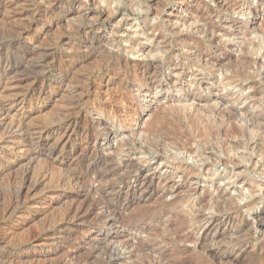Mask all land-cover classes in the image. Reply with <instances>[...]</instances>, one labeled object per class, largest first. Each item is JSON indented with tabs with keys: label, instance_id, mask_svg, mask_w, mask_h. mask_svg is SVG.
I'll return each instance as SVG.
<instances>
[{
	"label": "rangeland",
	"instance_id": "rangeland-1",
	"mask_svg": "<svg viewBox=\"0 0 264 264\" xmlns=\"http://www.w3.org/2000/svg\"><path fill=\"white\" fill-rule=\"evenodd\" d=\"M21 24L48 55L44 73L70 64L66 78L55 75L60 88L49 83L42 112L35 109L42 100L32 98L26 121L82 114L96 136L82 170L103 160L126 164L141 171L148 189L115 199L103 191L101 201L110 202L112 212L77 224L61 218L74 199L70 188L53 194L47 206L27 209V217L4 220L14 194L10 181L25 165L19 161L0 172L4 259L33 264L65 235L69 252L80 253L75 264H264V0H0V38ZM146 66L152 78L143 80L139 67ZM95 69L103 73L93 79ZM8 90L0 85V94ZM129 105L137 106L138 117L124 124ZM175 123L182 148L166 138L152 146L146 141L155 127ZM52 165L53 173L66 170L62 162ZM106 215L112 222L105 223Z\"/></svg>",
	"mask_w": 264,
	"mask_h": 264
},
{
	"label": "bare ground",
	"instance_id": "bare-ground-1",
	"mask_svg": "<svg viewBox=\"0 0 264 264\" xmlns=\"http://www.w3.org/2000/svg\"><path fill=\"white\" fill-rule=\"evenodd\" d=\"M39 2H42V0H39ZM36 5H37V8L39 9L40 7H42L38 3ZM44 11L47 12L48 8H44ZM25 22L27 23V21ZM8 28L10 29V27ZM26 28L27 26L22 25V24L19 27L12 26L9 31L11 32V34H8V36L3 37V35H5L3 33L2 38H0V85H2V87H4L5 89H9V90L11 89L10 93L0 94V128H2V136L0 138V143H1L0 149H2V151L0 150L1 151L0 152V172H2L6 168L15 166L19 161L25 162V165L22 164V168L19 174L15 176L12 180L10 179L11 180L10 186L12 188V190L10 191L14 192L13 194L14 196L12 195L13 200H11L10 203H8L6 207L2 206L4 207L2 211L3 215L1 214L2 218L4 220H10V219H18V217H22V216L27 217V213H26L27 209L28 210L29 208L33 209L35 204L37 205L44 204V206L45 205L47 206V204L50 203L51 196L54 197L53 194L54 195L56 193L58 194V192H60L64 188H70V189H73L74 191V193L72 192L74 199L71 198L73 199L72 202L66 205V207L64 208L62 212L61 218L68 220V222L71 221L72 223L77 224L85 220V218L90 217L92 214L98 213V211L99 212H104V211L112 212L111 211L112 204L110 202L101 201V192L103 191L109 193L111 196H113L114 199L119 198L121 196H124L125 198H129V196L135 192H142V193L146 192L148 189V185L146 184L145 178L142 176L141 171L137 169L131 170L128 168L129 166L126 164L124 165L122 164L121 166L119 165L112 166V165L107 164V162L103 160L101 163H99L100 165L95 162L91 164L89 163L85 166L86 167L85 170H82L84 162L86 161V159H88L89 153L93 152L94 143L96 141V136L93 133L95 132V130L94 131L92 130L91 128L92 126L82 123V117H81L83 116L82 114L79 115L78 113H76L78 114L76 116L68 115L62 121H58L55 123H44L43 124V122L42 123L35 122L34 124H30V122L28 123L26 121L29 115L28 111L32 109V108H29L31 107V104L33 103L32 98L36 96V101L38 99L39 100L41 99L43 102L45 98L49 96L48 92H50V90L48 88L50 86L49 83L51 82L55 81L56 83H58V87L60 88L62 85V81L61 80L56 81V76L65 75L64 77L66 78L67 73H69L68 68L70 65V64L67 65L64 62H59L58 64L53 65L52 67L53 69L51 68L54 74L44 73L43 66L47 63L46 60L48 59V55L47 53L44 52L45 50L41 51L39 48H37L38 46L35 44L36 36L33 35L32 32L30 33L29 31H27ZM60 37H62V35ZM14 55H16V57H18L19 60H14L15 59ZM18 73H21L22 75L18 78L17 81H12L11 76H14L16 74L18 75ZM102 73L103 71L96 70L95 72H92L91 77L94 79L100 76ZM138 75L141 77L139 78L143 80L152 78L147 66L146 68L139 67ZM60 78H63V77H60ZM38 82H41L40 87H38L37 85ZM86 86H87V90L89 89V87H92L91 82L88 81ZM54 92L56 93L57 91H54ZM80 98H81V95H80ZM14 106H18V108H20L21 111L12 113V108ZM46 106L47 104H44L43 102L42 106H40L39 108L36 106L35 109L39 112H42L46 108ZM99 106L98 108H100ZM23 108H28V109H25L27 110L25 112V111H22ZM78 109L80 108L78 107ZM124 109H125V116L126 117L131 116V119L130 120L122 119V122L124 124L127 122H130V123L134 122V119L138 117L137 106L135 107V106L129 105L128 107H125ZM69 112H72V111H69ZM211 112L212 111H210V113ZM208 119L211 121L210 115H208ZM81 123L83 125H81ZM178 128H179L178 123L170 125V127H167L166 125H159L155 127L154 129L153 134H155V136L153 135V139H146V141L152 146L153 141H159L160 139L165 140L166 138V140L169 139L170 144L173 145L175 149H180L183 147L182 146L183 144L180 141V138L178 136V131H177ZM168 135H169V138H167ZM162 144H163V141H162ZM231 147L234 148L235 146L233 145ZM178 153L180 152H175L170 157L174 160L177 158ZM204 159L207 160L206 158ZM106 160L108 161V158ZM55 162H59V163L62 162V164L66 166V170H60L57 173H53V171H51V168L53 167L52 164ZM16 169H17V166H16ZM3 199L1 200L2 202L4 201ZM2 202L0 204H3ZM0 209H2L1 206H0ZM234 218L235 217L228 218V221L232 222ZM113 219L114 217L108 218L106 215L105 223L112 222ZM79 231H82V230H79ZM56 233H59V232H54L52 234L54 235ZM68 237L65 235H62V236L57 235V238L55 239H58L57 242L59 243L56 242L57 244L49 248L47 253L43 252V253H46L45 255L42 254V256H39L36 259H34L33 264H70L73 258L75 259V257H80V253L78 250H75V252H72V251L69 252V249L71 250V246L70 244L68 245L65 244L66 243L65 239H67ZM76 237H78V234L75 235V237L73 238L77 240ZM24 246H27V245L22 244V245H19V247L17 246V248L20 249ZM84 246L86 247V245ZM197 248H199V246ZM58 253H59V257L54 258V255ZM4 257L7 258V256L1 252L0 253V263L4 264L5 262L6 264H18L19 262V259H16V257L15 259L13 257L12 258L10 257L11 259L9 258L8 260L4 259ZM164 257L165 256H163L162 258ZM74 259H73V262L75 264L76 263L75 261L77 259L76 260ZM30 260L33 261L32 259ZM163 261L165 262V260ZM192 263H189V262L186 263L181 260L178 261L176 259L172 261L170 260L169 262L167 261V263L165 262L164 264H192ZM194 264H209V263L207 262V260H202L201 262L199 263L196 262Z\"/></svg>",
	"mask_w": 264,
	"mask_h": 264
}]
</instances>
